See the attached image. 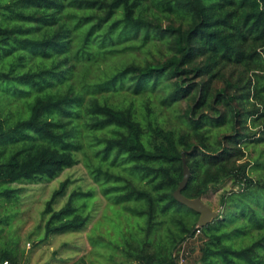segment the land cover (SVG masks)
I'll return each instance as SVG.
<instances>
[{
  "label": "trees",
  "instance_id": "trees-1",
  "mask_svg": "<svg viewBox=\"0 0 264 264\" xmlns=\"http://www.w3.org/2000/svg\"><path fill=\"white\" fill-rule=\"evenodd\" d=\"M79 152L127 219L67 264H179L188 241L195 264H264V0H0V197ZM185 164L189 199L231 183L199 235L175 199ZM70 183L46 202V238L90 221L94 189L55 210ZM22 258L0 247V264Z\"/></svg>",
  "mask_w": 264,
  "mask_h": 264
},
{
  "label": "rangeland",
  "instance_id": "rangeland-1",
  "mask_svg": "<svg viewBox=\"0 0 264 264\" xmlns=\"http://www.w3.org/2000/svg\"><path fill=\"white\" fill-rule=\"evenodd\" d=\"M158 56L161 53L155 50ZM135 52V53H134ZM133 53L138 59H145L147 53L135 50ZM129 57L128 53L122 55ZM116 63V60H114ZM182 107L186 104L183 102ZM166 116L169 112H166ZM168 117V116H167ZM248 154L252 148L247 150ZM79 164L71 169H66L52 180L40 183L5 184L3 188L19 191L16 198L8 200L0 197V247L15 248L22 255L23 264H67L87 255L92 249V239L99 236H115V223L121 221L126 224L125 213L116 212L118 207H111L99 187L90 177L84 156L79 152ZM70 180L66 194L59 199L55 210H60L74 192H88L94 189V197L87 201L84 212L89 215L87 227L81 231H71L54 234L46 238L44 210L46 202L60 184ZM231 190V183L212 188L202 198L214 212H221V199L224 189ZM96 239V238H95ZM201 243L188 241L182 250L183 264H195L199 256ZM95 252L101 254L100 248L94 247ZM201 264V263H197Z\"/></svg>",
  "mask_w": 264,
  "mask_h": 264
},
{
  "label": "water",
  "instance_id": "water-1",
  "mask_svg": "<svg viewBox=\"0 0 264 264\" xmlns=\"http://www.w3.org/2000/svg\"><path fill=\"white\" fill-rule=\"evenodd\" d=\"M190 178V171L185 164L184 166V179L181 182L179 188L175 192V199L185 205L186 207L192 209L200 215L198 226L203 228L211 224L219 215V213L214 212L207 204L203 202L201 198L189 199L183 195V190L188 184Z\"/></svg>",
  "mask_w": 264,
  "mask_h": 264
},
{
  "label": "built area",
  "instance_id": "built-area-1",
  "mask_svg": "<svg viewBox=\"0 0 264 264\" xmlns=\"http://www.w3.org/2000/svg\"><path fill=\"white\" fill-rule=\"evenodd\" d=\"M199 228H200V227L198 226V229H197V233H196V235H199V234L201 233V231H200ZM2 264H11V263H10L9 261H5V262H3ZM179 264H183L182 259H180Z\"/></svg>",
  "mask_w": 264,
  "mask_h": 264
}]
</instances>
